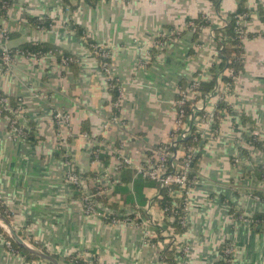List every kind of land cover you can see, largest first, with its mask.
Segmentation results:
<instances>
[{"label": "crops", "instance_id": "obj_1", "mask_svg": "<svg viewBox=\"0 0 264 264\" xmlns=\"http://www.w3.org/2000/svg\"><path fill=\"white\" fill-rule=\"evenodd\" d=\"M240 1L0 0V30L10 35L0 33V54L4 47L38 43L72 58L64 65L55 56L17 54L8 73L0 70V96L14 104L21 99L26 110L21 124L27 139H11L8 121L0 117V198L24 241L39 244L61 264L74 255L89 264H167L160 226L170 230L156 184L141 178L147 184L141 193L135 169L117 168L123 158L142 164L169 142L179 88L198 76L212 80L211 68L220 63L215 31L225 29ZM244 5L254 13L244 27L243 69L226 98L230 112L219 126H205L195 162L201 183L188 197L185 228L171 231L177 264H222L227 244L234 247L233 264H264V221H250L264 214V176L254 170L264 168V1ZM201 17L206 27L197 33L187 28ZM35 20L51 27L39 28ZM159 40L162 49L155 47ZM89 42L110 52L107 73ZM115 85L124 91L123 124L107 131ZM56 114L70 115V126ZM98 149L103 153L96 162ZM66 160L89 185H112L103 205L118 216L139 215L154 224L147 230L87 215L82 196L65 181ZM127 172L133 177L124 181ZM47 263L11 252L0 235V264Z\"/></svg>", "mask_w": 264, "mask_h": 264}, {"label": "built area", "instance_id": "obj_2", "mask_svg": "<svg viewBox=\"0 0 264 264\" xmlns=\"http://www.w3.org/2000/svg\"><path fill=\"white\" fill-rule=\"evenodd\" d=\"M257 1L262 2L264 0ZM236 18V32L240 33L241 29L245 27V16L238 15ZM187 28L195 30L196 25L194 22L190 21ZM0 33L5 38L9 35L8 31L3 29L0 30ZM216 37L217 36L215 35V38ZM244 37L242 36L243 40ZM231 39L232 36L225 35L221 36L218 41L219 43H224L225 41ZM164 44L165 42H163V40H159L155 44V47L162 49L165 46ZM93 46L97 55L106 60L110 59L111 55L107 49L97 45ZM222 48L223 47L219 46L220 51ZM3 53L4 55L2 63H0V70L8 73V70H10L12 66L14 57L9 54L6 47L3 48ZM48 55L50 57L53 56L52 54ZM29 57H36V55H30ZM63 62L64 65L68 64V60H64ZM108 65V62L101 63V67L105 73H107ZM232 75L233 71L230 69H225L223 74L217 73L218 83L216 84L215 89L207 95H203L200 92V85L202 81L198 75V77L193 79L187 87L179 88V96L175 101V107L177 110V125L169 142L155 148L153 157L147 159L146 162L137 165L134 164L133 161L123 158L117 168L119 171H121L124 167L135 169L137 177L155 183L159 190L158 197L162 195V191H167L168 197L172 201L171 207H162V211L163 214H165L168 225H172L178 217L182 227L186 226L188 197L193 188L201 183L199 173L195 170V162L202 149V144H204L205 141V126H209L215 121H219L224 117L225 113L229 112L227 109H217V106L220 101L226 102L227 96L230 95L233 90L231 84L222 83L221 79L223 76ZM114 89L118 91V99L113 103L114 112L105 126L107 131L112 127L123 124L120 107L124 91L121 87H117V85L114 86ZM214 105H216V108L215 110H212L211 106ZM186 106H188V109H186ZM25 115L26 110L21 99L16 100L15 105H12L11 100L8 97L0 96V117H3L8 121L11 139H27L28 129L21 124ZM56 118L61 120V123L66 126H70L72 122L71 116L68 114H56ZM217 131L218 130H215L214 133L217 134ZM59 136L64 141L63 134L61 133ZM190 138H192L193 143L185 144V142ZM253 141L257 142V139L254 137ZM102 153L103 151L101 149L95 150L94 157L96 162L100 160ZM66 161L68 164V170L65 176V181L71 186H79L81 190H84L85 194L82 195L81 199L84 202L85 212L87 215L98 216L102 219L110 221L113 224H119L121 222L139 223L147 228V230L151 224H154L151 220H143V218L139 215H135V217L131 215L124 217L118 216L117 213L112 211L110 208L106 207L102 203H98L95 199L97 197L107 196L112 190V185L109 186L110 188H106L96 184L98 186V191L94 194H90L88 191V180L81 178L79 172L70 160ZM235 162L239 163V159H236ZM179 208H181L180 211ZM160 227L162 229L160 237L162 236L166 239L164 242L165 246L170 243L171 238H174L171 239L172 243L176 248H178V243L174 233L167 231L164 225ZM6 245L11 252L17 253L14 251L11 241H6ZM234 252L233 245L227 244L224 250L225 261L227 264H233ZM69 261L71 264L84 263V260L79 255L69 257Z\"/></svg>", "mask_w": 264, "mask_h": 264}, {"label": "trees", "instance_id": "obj_3", "mask_svg": "<svg viewBox=\"0 0 264 264\" xmlns=\"http://www.w3.org/2000/svg\"><path fill=\"white\" fill-rule=\"evenodd\" d=\"M125 1H130V0H125ZM244 1L245 0H241L239 3L238 9L232 15L229 16V23H228L227 27L224 30H216L215 31V33L217 34V37H216L217 41L221 36H225V35L232 36V39L225 41L224 43H219V46L223 47L219 53V56H218V58L220 59V63L214 64L211 68L212 80L209 82H202L201 83L200 92L203 95H207L215 89V86L218 83L217 73L223 74L225 69L232 70L233 75L232 76H223L221 79L222 83L231 84L232 89H233L234 78L236 76H238L239 73L243 69L244 45H243L242 36L243 37L246 36V31H245V28L243 27L241 29L240 33L236 32L235 22L237 20L236 17L238 15H244L245 20L248 21L251 18L252 13H254L245 7ZM215 3L218 4L219 0H215ZM3 5H4V3H1L0 7L3 8ZM192 22H194L196 25L195 33L199 32L201 28L206 27L208 25V22L206 20H204V18H202V17L199 18L198 20L192 21ZM34 23L39 28L48 29L51 27L50 26L51 24L49 23V21L35 20ZM73 28H75V30L78 31V33L80 35L84 36V30H82L81 28H79L77 26H73ZM9 36L10 35H8L7 38H9ZM88 44L94 50L93 43L89 42ZM8 52L13 57H15V55H17V54H22L25 56L36 55L37 58H42L48 54H52L53 56H55L58 59L59 62H62L66 59H68V60L72 59L71 57L65 55L57 47H51V46H47L44 44L41 45L38 43L26 44L20 48H12V49L10 48L8 50ZM3 55H4V53L2 52L0 54V63H2ZM99 60L101 63H103V62L110 63V59L106 60L101 56H99ZM112 84H114V83H112ZM111 94H112L113 101H116L118 99V91L112 90ZM11 104L15 105L14 103H12V100H11ZM186 109H188V106H186ZM217 109H227L229 112L231 110L225 101H220L218 103ZM216 125L219 126L218 121L216 122ZM192 143H193L192 138H190L189 140H187L185 142V144H192ZM253 143H257V142H253ZM258 144H260V143H258ZM122 170L125 172V170H129V168L124 167ZM254 170H255V173L258 177L261 178L262 176H264V168H255ZM80 176L82 179H86V176L81 175V174H80ZM128 176H129L128 172L124 173V178H123L124 181L125 180L127 181V180H129V178L133 177V175L131 177H128ZM137 182H138L137 188L142 193L144 186L147 184H145V182H143V180L141 178ZM72 188L78 197H81L83 194H85L84 190H81L79 188V186H72ZM120 190H121L120 187L117 185L116 192H120ZM88 191L90 194H94L98 191V186L89 185ZM95 200L98 201V203H102L105 205L108 204V200H107L106 196L97 197ZM158 201L163 207H169V208L171 207L172 201L168 197L167 191H162V195L158 197ZM181 208H179V211ZM0 214L3 215L9 221V223L11 225L14 223V220H13L11 213L9 212L7 206H5V204L3 203V201L1 199H0ZM250 221H253V223H256L258 221H264V214L253 217L252 220H250ZM168 228L170 231H174V233L177 234V233H181L183 231L182 229H184L185 227H182V225L180 224V220L177 217L175 222L172 225L171 224L168 225ZM16 231L20 237H23L22 230L16 229ZM156 231L160 232L159 229H157V228H156ZM0 235H2L6 241H11L14 251L23 254L29 262L40 260V259L36 258L35 256H33L32 254L28 253L26 250L18 247L15 244V242L12 240L9 233L6 232V230L1 225H0ZM171 239H174V238H171ZM171 239H170V243L168 245H166L164 250H163V253H162L163 262H165L167 264H177L176 257L179 256L180 253L177 251V248L173 245ZM159 240H160V237H159ZM161 240H164V239L161 238ZM33 243L34 242H30V244L35 246L37 249H40L41 251H43L46 254H49V252L45 248H43L39 244H36V243L33 244ZM224 250H225V247H224ZM224 250H223V252H224ZM55 257L57 258V256H55ZM47 264H49V263H47ZM69 264H71V263H69ZM83 264H87V263H83ZM94 264H96V263H94ZM222 264H227V263L223 262Z\"/></svg>", "mask_w": 264, "mask_h": 264}, {"label": "water", "instance_id": "obj_4", "mask_svg": "<svg viewBox=\"0 0 264 264\" xmlns=\"http://www.w3.org/2000/svg\"><path fill=\"white\" fill-rule=\"evenodd\" d=\"M0 225L7 230L12 240L15 242V244L18 247L26 250L28 253L32 254L36 258H39L45 262H48L49 264H61L55 256L41 252L35 249L32 245H30L26 241H24L18 235L17 231L13 228V226L9 223V221L1 214H0Z\"/></svg>", "mask_w": 264, "mask_h": 264}, {"label": "rangeland", "instance_id": "obj_5", "mask_svg": "<svg viewBox=\"0 0 264 264\" xmlns=\"http://www.w3.org/2000/svg\"><path fill=\"white\" fill-rule=\"evenodd\" d=\"M4 228V227H3ZM5 229V228H4ZM6 230V229H5ZM6 232H7V230H6ZM10 235V234H9ZM35 249H37L36 247H34ZM37 250H39V251H41L40 249H37ZM41 252H43V251H41ZM50 254V253H49ZM67 264H69V263H67Z\"/></svg>", "mask_w": 264, "mask_h": 264}]
</instances>
